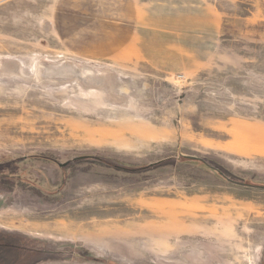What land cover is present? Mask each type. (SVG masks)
Here are the masks:
<instances>
[{
	"label": "rangeland",
	"instance_id": "rangeland-1",
	"mask_svg": "<svg viewBox=\"0 0 264 264\" xmlns=\"http://www.w3.org/2000/svg\"><path fill=\"white\" fill-rule=\"evenodd\" d=\"M244 184L264 0H0V226L29 264H264Z\"/></svg>",
	"mask_w": 264,
	"mask_h": 264
},
{
	"label": "flooded vegetation",
	"instance_id": "flooded-vegetation-1",
	"mask_svg": "<svg viewBox=\"0 0 264 264\" xmlns=\"http://www.w3.org/2000/svg\"><path fill=\"white\" fill-rule=\"evenodd\" d=\"M27 243L28 238L24 234L17 231L14 233L0 226V264H29V254H34V258H41L42 250L35 247L38 245L37 242H34L36 245L30 248V253Z\"/></svg>",
	"mask_w": 264,
	"mask_h": 264
},
{
	"label": "trees",
	"instance_id": "trees-1",
	"mask_svg": "<svg viewBox=\"0 0 264 264\" xmlns=\"http://www.w3.org/2000/svg\"><path fill=\"white\" fill-rule=\"evenodd\" d=\"M184 160H189L188 158H184ZM191 160H194V161H200L201 162V164L203 163V164H205V162L204 161H202V160H195V159H191ZM77 161H91V162H96V163H101V164H103V165H107L106 163H104V162H101V161H98L97 159H95V158H92V157H85V158H79V159H77L75 162L77 163ZM160 164H162L161 162H159ZM67 165H69V164H66L65 166H67ZM157 165H159V164H154L153 166L151 165V166H149L148 168L150 169V167H154V166H157ZM206 165V164H205ZM107 166H109V165H107ZM120 170H122V171H125V172H137L136 170H126V169H120ZM220 175H221V173H220ZM243 186H251V187H255V188H261V189H264V186H254V185H248V184H244ZM31 250H29L28 252H30ZM106 261H108V260H106ZM110 262V261H109Z\"/></svg>",
	"mask_w": 264,
	"mask_h": 264
},
{
	"label": "crops",
	"instance_id": "crops-1",
	"mask_svg": "<svg viewBox=\"0 0 264 264\" xmlns=\"http://www.w3.org/2000/svg\"><path fill=\"white\" fill-rule=\"evenodd\" d=\"M134 12H136V10H134ZM93 13H95V12H93ZM136 13H137V12H136ZM136 13H135V14L133 13L132 15H133V16H136V17H139V12H138L137 14H136ZM95 14H97V13H95ZM138 19H139V18H138ZM42 228H43V230H45V228H47V227L44 226V227H42ZM26 233H28V232H26ZM32 235H33V234H32Z\"/></svg>",
	"mask_w": 264,
	"mask_h": 264
},
{
	"label": "bare ground",
	"instance_id": "bare-ground-1",
	"mask_svg": "<svg viewBox=\"0 0 264 264\" xmlns=\"http://www.w3.org/2000/svg\"><path fill=\"white\" fill-rule=\"evenodd\" d=\"M68 70V69H67ZM64 72V71H63ZM67 72V71H66ZM65 224V223H64Z\"/></svg>",
	"mask_w": 264,
	"mask_h": 264
}]
</instances>
